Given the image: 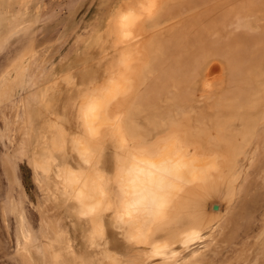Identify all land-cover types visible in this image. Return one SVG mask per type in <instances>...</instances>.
<instances>
[{
    "label": "rangeland",
    "instance_id": "obj_1",
    "mask_svg": "<svg viewBox=\"0 0 264 264\" xmlns=\"http://www.w3.org/2000/svg\"><path fill=\"white\" fill-rule=\"evenodd\" d=\"M128 9L138 17L124 36L120 20ZM130 40L136 43L130 54L138 58L127 73L122 55ZM122 75L131 81L124 110L135 126L153 133L151 140L171 132L167 137L199 154L220 155L215 160L228 165L227 178L238 176L223 209L229 181L212 191L207 215L219 217L203 222L205 228L177 217L152 223L149 236L168 238V257L163 251L151 256V245L129 239L119 220L125 212L121 162L134 160L131 150L141 143L131 138L122 145L104 117L96 120L97 133L84 127L90 102ZM175 121L178 127L171 126ZM76 137L88 144V154L78 152ZM109 146L118 157L113 169L103 163ZM237 147L243 153L234 156ZM64 167L96 182L100 196H85L81 204L73 188L65 192ZM95 199L101 208L92 210ZM190 223L197 232L183 243L177 231L192 232ZM157 225L173 233L161 236ZM159 263L264 264V0H0V264Z\"/></svg>",
    "mask_w": 264,
    "mask_h": 264
},
{
    "label": "bare ground",
    "instance_id": "obj_2",
    "mask_svg": "<svg viewBox=\"0 0 264 264\" xmlns=\"http://www.w3.org/2000/svg\"><path fill=\"white\" fill-rule=\"evenodd\" d=\"M141 1H146L147 3L151 2V0H141ZM137 15L138 14L136 12H133L132 9H128V12L124 13L123 16H121V20H120L121 22L120 23L122 24V26H123L122 28L124 29V33H123L124 36L132 34L131 29L128 27V25L130 24V22L137 19V17H138ZM130 37H128V38H130ZM125 38H127V37H125ZM134 43L135 42H133L131 40L129 43H126V49L122 55V57L124 58L123 60H124V65H125V67L123 68V71L125 72L127 70V73H130V71L134 70V67L136 66L135 62H137V58H138L137 54H134V53L130 54V50H131V48H133L132 46ZM143 44H144V42H143ZM135 45H136V43L134 44V46ZM133 52H136V51L133 50ZM139 69H138V72L140 71ZM199 73H200V71L198 72V74ZM130 87H131V81H130V79H128L127 75H124V76L122 75L121 78L114 79L111 82V85H109L106 89L99 90L100 92L96 95L95 100H92L90 102V104L88 106V111L84 112L86 114V116L84 117V118H86V120L88 117L90 118L92 116L88 120V122L85 123L86 120H85V122L83 121L84 120V118H82L83 115H81V118L83 119L82 122H84V124L86 125V126L84 125V127L85 128L89 127V129H88L89 132L91 131L90 128H92L93 131L98 130L99 127L97 128V126L98 125L100 126V124H99L100 122L98 121L99 122L98 123V122H96V120H98V118H100V117H104V118H106V121L110 120L111 122L114 123L115 133L118 136V139L121 140L122 145H123V142H124V144H126L127 142L129 144L131 138L137 140L138 145H139V142L141 143L140 144L141 147H139L140 149L131 150V151H133L131 155H133L134 160H132L129 164H126V160H125V162H123L124 159H122V162H121L120 169L122 170V173H121L122 179H121V181H119V183H122V187H123L122 195L124 197L123 206L125 207V208H122L121 210H125V212L123 213L122 216H119V217H121V218H119V220L121 222H124L125 229H127L126 233H127V236L129 239L132 240L136 237H139V238H137L138 241H141L140 239H142L143 241H145V244L151 245L150 250L153 253L152 254L150 253V254H151V256L154 257V255L155 256L161 255L162 254L161 252L162 251L164 252V250H166L163 248L166 245L167 246H170V245L168 244V238H165L164 240H159L158 238L154 237L155 239L153 241L151 240L153 238H151L149 235H151V233L154 234L153 231L156 230V229H154V227H152L153 222H155L154 225H156L157 224L156 222H158V221L159 222L165 221L164 223L162 222L164 225L165 223L167 224L168 222H170V220H175V217H177V220L181 219L182 222H186V223L189 221V219H193V220H195L196 224H197V222L198 223L200 222L199 226H201V223H202V226H204L203 228H205V225L203 224V222L206 221L208 224L213 223V222L217 221V219L219 217V214L212 215V213H209L207 215V210L209 212V209L207 208L208 207V201L210 200V197H211L210 195L214 194L212 191L215 190L218 192L220 190L221 185L223 183H226L227 181H229V183L227 185V189H226L227 195L224 196L223 199H220L222 201L221 203H222V209H223V207H225L224 204L225 203L229 204L232 200V196L234 193V184H235V181L238 179L237 178L238 176L235 175L236 177H234L233 174H231L232 176L227 178L228 174L230 173V172H228V169H229L227 167L228 165L226 166L225 162L221 159H220L221 160L220 163L216 162V161H219L218 159L215 160L216 159L215 156L217 155V153L215 155L214 152L212 150L209 151L208 150L209 148H208L207 150L209 152H211V151L213 152L212 155H209V153L207 155L206 152L203 154H201V153L199 154L198 152L200 150L198 151V149H196L197 147L192 149V147L190 146L189 143L184 144L183 141H181L177 138H173L174 136H171V135H170L171 137L170 136L167 137L166 133L168 131L164 134V135H166L167 138L164 135H163L164 137L162 135L161 136L157 135L156 138L153 137L154 139L151 140L153 133H152V135L149 136L150 133L148 132L146 127H144V129L142 130V128L140 127L141 125L139 126L135 123L139 127L135 126L133 124V122H131V120H129L128 108L126 110H124V108L126 107V106L124 107V103L126 102V99H127V98L125 99V95H126L125 91H128L130 89ZM163 87H164V85L162 86V88ZM202 87L204 90L205 86H202ZM199 91H201V90H199ZM124 99H125V102H124ZM113 101H115V102H113ZM90 112H91V114H90ZM183 113L184 112H182L181 114H183ZM89 114L91 116H88ZM102 119H100V120H102ZM185 119H187V118H182L183 125L186 124L184 122ZM260 119H263V117L262 118L259 117V120ZM189 120H190V118H189ZM168 121L170 122V119ZM171 122L169 124H172ZM176 122L177 121L173 122V125H171V126H174V123L177 126L178 122H177V124H176ZM209 122H210V119L208 120V123ZM211 122H212V120H211ZM195 123H197V122H195ZM103 124H105V122H103ZM169 124H168V127H170ZM180 124H182V123L180 122ZM105 125H109V129L111 128L110 126H112V124L110 125L109 122L106 123ZM106 127L108 128V126H106ZM188 127L186 126V128H188ZM107 128H106V130H108ZM137 128H141V131L138 132ZM186 128L184 127V129L187 132V130L190 129V127L188 129H186ZM184 129H182V131ZM103 130H100V131H103ZM175 130H177V129H175ZM108 131H110V130H108ZM96 133H97V131H96ZM96 133L94 132L92 135H94ZM115 133H114V135H115ZM184 133H185V131H184ZM87 134H90V133H87ZM169 134H172V133L170 132ZM208 134H210V133H208ZM92 135H91V137H92ZM182 135H180V136H182ZM211 135L213 136V133H211ZM187 136H188V134H187ZM218 139H220V137H218ZM196 140H197V142L199 141L198 138H196ZM233 140H236V139L233 138ZM92 141H91V143H92ZM190 141L191 142L194 141V138H192V140L190 139ZM200 141L203 143L202 139ZM238 141H241V140H238ZM74 142H75L74 143L75 146H77V148H78V152H79V148L81 150H85V151L87 150L86 151L87 154L90 152L88 149V144L84 140L80 139L79 137L78 138L76 137L74 139ZM95 142H96V140H95ZM95 142H93V143H95ZM100 142H102L101 139H100ZM227 142H229V141H227ZM91 143H90V145H92V147H95ZM192 143H194V142H192ZM96 144L98 146V143H96ZM238 144H236V145H238ZM245 144L243 147H245ZM192 146L194 147V145H192ZM206 146H208V145H206ZM231 146H233V145H231ZM205 147L203 150H205ZM238 147H239V145H238ZM238 147L236 148L237 152L235 153V155L233 154L234 156H236L239 151L242 152V150H240L242 148L241 145H240V149H238ZM73 148L76 149L75 147H73ZM98 148H99V146H98ZM121 148L123 149V147H121ZM135 148H133V149H135ZM233 148H234V146H233ZM91 149H94L93 151H95V148H91ZM126 149H130V148H126ZM148 150H153V151L155 150V153L152 152L153 153L152 154V153L148 152ZM98 151H99V149H98ZM128 151H127V153H128ZM196 151H198V152H196ZM200 152H202V151H200ZM63 153H64V151H63ZM65 153H66V151H65ZM233 153H234V151H233ZM90 154H89V157H91ZM128 154L130 157V153H128ZM95 155H97V154H95ZM233 155L229 157L230 160L232 159L231 161H235V160H233L234 159ZM219 156L217 155V158ZM239 156H241V155H239ZM137 157H138L139 161H138V159L136 160ZM89 159H91V158H89ZM99 159H100V156H99ZM126 159L128 160V157H126ZM91 160H89V161L91 162ZM230 160L227 164L235 163V162L231 163ZM128 161H130V160H128ZM94 162H96V161H94ZM99 163H100V161H99ZM230 164H229V167H230ZM93 165H94V163H93ZM95 166H97V165H95ZM231 167H232V165H231ZM74 169H76V168L74 167ZM231 170L232 169H230L229 171H231ZM59 173H58V175H59ZM92 173H93V171H92ZM237 175H238V173H237ZM60 176L62 177L61 178V183H62L61 185H63L64 191L67 192L68 190H70V188H73V191H75L74 197L79 201V203H81V204L85 203V200H84L85 196H88V195H92V196H96V197L100 196L99 195V187L97 185H95L96 182L94 184V183H92V180H88V178H85V176L80 177L78 172L76 173L72 167H71V169H69L68 167H64V169L60 173ZM93 176L94 175H92V177ZM85 181L86 182L89 181L90 185L85 183ZM71 183H73V184H71ZM91 184H93V185H91ZM106 185H105V188H106ZM100 191H101V188H100ZM102 191H104V190L102 189ZM100 194L102 195V193H100ZM102 197H104V196H102ZM90 199L91 198H89L88 200H90ZM102 199H104V198H102ZM95 200L96 201H93L94 203H92L91 201L90 202L92 203V205L94 204L95 206L100 207L101 201L99 203L97 199H95ZM94 205L92 207V210H96L98 208V207H95ZM89 207H90V205H89ZM104 207H103V209H105L106 211H108L110 209V208H107V207L104 208ZM112 209H113V207H112ZM115 210H116V208H115ZM76 211H78V210L76 209ZM87 211L88 210H86V212ZM94 212H96V211H94ZM115 212H116L115 213V216H116L118 211H115ZM118 214H119V212H118ZM98 215L100 216L101 214H98ZM108 218H109V216H108ZM229 222H230L229 218H228V220H225V223H229ZM89 223H90V221H89ZM97 223H99V222H97ZM190 224H192L193 226H191ZM190 224L188 225V227H190V226L195 227L194 223H190ZM159 226H162V225H159ZM159 226L157 227L158 229L161 228ZM120 227H122V226H120ZM162 227H163V229L162 228L160 229L162 231L158 233L161 236L164 234H167L170 230L169 227H164V226H162ZM185 227L181 231L180 230L177 231V232H179V234H177L178 235L177 238L183 240V243H185L187 241L189 243V242H191L190 240L194 238L195 232H197L196 230H197L198 225L195 227L196 229L193 228V230L195 229V231L190 230V231H192L190 233H188V230H187V232L185 231L186 230ZM201 227H200V229H201ZM175 229L176 228H174V230ZM200 229H198V230H200ZM122 231H124V230H122ZM169 233L172 234L173 232H169ZM198 233H199V231H198ZM198 233L196 235H198ZM158 234H157V236H158ZM170 234L165 235V236L168 237V236H170ZM148 236L150 237V239ZM203 237H205V236H203ZM172 241H174V240H172ZM179 242H182V241H179ZM142 244H143V242H142ZM145 244H143V245H145ZM174 244H175V242H174ZM106 245L104 244V246H106ZM172 245H173V243H172ZM181 245H183V244H181ZM186 246H187V244H186ZM177 251L178 250H176V252ZM165 254H167V253H165ZM169 254H171V253H169ZM169 254H167V256H164V257H168ZM173 254L175 255V252ZM194 255H196V254H194ZM147 259H148V257H147ZM171 259L172 258L170 257V259L168 258L167 260H171ZM118 260L119 259L116 258L115 262H117ZM164 260L166 261V259H164ZM112 262L114 263V260H112Z\"/></svg>",
    "mask_w": 264,
    "mask_h": 264
},
{
    "label": "crops",
    "instance_id": "obj_3",
    "mask_svg": "<svg viewBox=\"0 0 264 264\" xmlns=\"http://www.w3.org/2000/svg\"><path fill=\"white\" fill-rule=\"evenodd\" d=\"M147 98H149V97H147ZM147 98H142V99L139 98L138 100L142 101L143 99H147ZM148 100L154 101L153 98H149ZM109 147H110L109 150L104 155L105 158L103 160V163L105 164V166L107 168L113 169L115 167V165H116L118 157H117V154H116L115 150L113 149V147H111V146H109ZM117 166H118V163H117L116 167Z\"/></svg>",
    "mask_w": 264,
    "mask_h": 264
}]
</instances>
